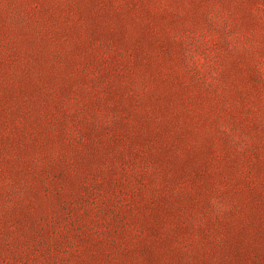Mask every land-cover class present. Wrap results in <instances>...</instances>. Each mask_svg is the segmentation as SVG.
<instances>
[{
	"label": "rangeland",
	"instance_id": "374dc122",
	"mask_svg": "<svg viewBox=\"0 0 264 264\" xmlns=\"http://www.w3.org/2000/svg\"><path fill=\"white\" fill-rule=\"evenodd\" d=\"M0 264H264V0H0Z\"/></svg>",
	"mask_w": 264,
	"mask_h": 264
}]
</instances>
